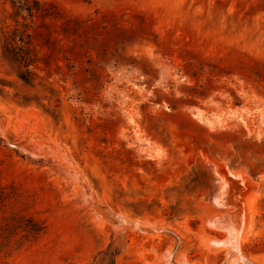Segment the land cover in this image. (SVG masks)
<instances>
[{
	"label": "rangeland",
	"instance_id": "374dc122",
	"mask_svg": "<svg viewBox=\"0 0 264 264\" xmlns=\"http://www.w3.org/2000/svg\"><path fill=\"white\" fill-rule=\"evenodd\" d=\"M38 1L0 0V227L45 231L0 264H264V0Z\"/></svg>",
	"mask_w": 264,
	"mask_h": 264
},
{
	"label": "trees",
	"instance_id": "16d2710c",
	"mask_svg": "<svg viewBox=\"0 0 264 264\" xmlns=\"http://www.w3.org/2000/svg\"><path fill=\"white\" fill-rule=\"evenodd\" d=\"M14 14L16 17L22 15V11L26 10L28 13V17L20 16L25 21L26 19L33 20L39 14L42 13V4L38 0H34V6H29L31 8H25L23 5V0L15 1L11 0ZM14 28H12L7 34H5V44H4V58L10 62L18 63L20 68L23 69V72L20 74V78L25 82L29 83L34 78L35 73L31 70V67L35 66L37 59L32 54L31 43L32 36L29 32L31 26L28 24H21L17 19L14 20ZM21 24V27H20ZM20 36V40L22 46L17 47L16 38ZM36 69V68H34ZM6 222L5 220L0 219V226L2 227V223ZM0 231L4 230L5 232L11 233L12 230H21L27 234V237H37L44 233L45 227L40 223L35 222L33 220H20L13 219L6 225V228H1ZM99 256L101 259L98 264H116V259L118 256V252L112 250V248H108L107 250L100 252Z\"/></svg>",
	"mask_w": 264,
	"mask_h": 264
},
{
	"label": "bare ground",
	"instance_id": "6f19581e",
	"mask_svg": "<svg viewBox=\"0 0 264 264\" xmlns=\"http://www.w3.org/2000/svg\"><path fill=\"white\" fill-rule=\"evenodd\" d=\"M26 122V121H25ZM24 131V130H23ZM226 176V175H225ZM227 177V176H226ZM247 212V211H246ZM241 222V221H240ZM245 224V223H244ZM242 225V224H241ZM245 226V225H244ZM241 227V226H240ZM246 227V226H245ZM247 229V228H246ZM245 230V229H244ZM246 238V237H245ZM241 240V239H240ZM241 242H242V240H241Z\"/></svg>",
	"mask_w": 264,
	"mask_h": 264
}]
</instances>
